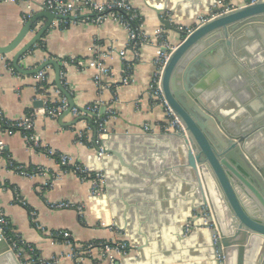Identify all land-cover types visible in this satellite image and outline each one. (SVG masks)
Masks as SVG:
<instances>
[{"label": "crops", "instance_id": "crops-1", "mask_svg": "<svg viewBox=\"0 0 264 264\" xmlns=\"http://www.w3.org/2000/svg\"><path fill=\"white\" fill-rule=\"evenodd\" d=\"M33 1L29 18L25 3L0 2V46L10 44L33 16L45 11L41 7L45 0ZM127 1L140 13L147 37L136 48L129 45L128 29L115 20L63 25L62 19L56 17L41 37L45 48L36 43L20 59L23 69H34L50 59L57 61L64 68L62 83L75 106L97 104L107 121L103 129H96L90 114L75 115L71 111L49 117L38 111L34 132L41 145L39 149H34L22 132L1 130L0 208L24 242L33 245L42 259H56V264H111L109 257L74 258L72 245L54 237L59 231L69 232L77 247L95 241L126 242L130 247L126 253H112L114 264H216L210 263L204 249V234L209 228L198 227L187 233L188 209L199 199L189 193L181 161L174 160L183 139L173 134L178 129L164 128L168 123L166 110L149 97L160 50L155 30L163 26L168 42L176 47L184 33L178 26L196 28L201 17L227 7L236 8L248 0H226L222 6L217 5V0ZM165 7L172 8V12L164 10L161 16L169 18L180 32L161 23L157 9ZM46 23L47 19L40 17L17 48L0 53V111L8 120L22 119L31 109L44 107L46 97L56 102L62 94L56 93L53 65L43 69L49 84L45 93L40 91L42 85L36 74L10 68L16 51ZM252 35L241 39L251 54L247 58L259 61L252 68L256 71L254 76H242L236 71L238 64L225 58L217 61L209 74L217 78H209L206 83L207 90L221 101L223 118L230 125L255 121L256 116L264 119V31L255 30ZM102 65L109 72L97 81L95 77ZM128 68L131 77L125 83ZM37 101L42 105L36 106ZM78 116L83 118L75 120ZM147 125L149 130L145 129ZM103 140L120 157L98 154L96 146L102 147ZM257 141L259 148L264 149V129L257 134ZM45 148L68 154L72 163L92 171L109 172L111 166L102 164V157H107L114 173L109 183L106 176L104 192L94 195L89 181L66 169ZM11 162L40 167L44 172L24 176L11 168ZM65 201L82 206V214L74 208L51 206Z\"/></svg>", "mask_w": 264, "mask_h": 264}, {"label": "water", "instance_id": "water-1", "mask_svg": "<svg viewBox=\"0 0 264 264\" xmlns=\"http://www.w3.org/2000/svg\"><path fill=\"white\" fill-rule=\"evenodd\" d=\"M248 1L212 16L188 35L182 33L183 39L170 54L161 80L166 101L183 126L173 133L183 139L174 160L181 161L180 166L188 177L189 193L199 199L188 209L187 233L198 227L209 228L204 234V249L210 263L216 264H264V156L259 155L262 149L257 142V134L264 129V119L256 116L255 121L225 125L219 112L221 101L207 90L206 84L209 78H217L209 74L217 61L225 58L238 64L236 71L242 76H254L256 71L252 68L259 61L247 58L250 51L241 37L253 36L255 30L264 31V0ZM164 10L172 12V8L157 9L161 23L180 32L169 18L161 16ZM40 17L47 19L46 25L16 51L13 65L19 72L33 74L53 65L56 85L69 102L66 114L75 102L62 83L57 61L46 60L34 69H23L19 61L41 39L54 18L71 19L72 16H58L48 10L36 14L10 44L0 46V53L17 48ZM38 105L42 102L37 101ZM80 118L83 116L75 120ZM105 143L103 140L102 147L96 146L98 154L120 157ZM108 162L107 157H102V164L111 166L109 172L103 170L109 183L114 168ZM0 264H21L4 237L0 238Z\"/></svg>", "mask_w": 264, "mask_h": 264}, {"label": "built area", "instance_id": "built-area-1", "mask_svg": "<svg viewBox=\"0 0 264 264\" xmlns=\"http://www.w3.org/2000/svg\"><path fill=\"white\" fill-rule=\"evenodd\" d=\"M226 0H217V5L222 6ZM256 0H249L248 2H255ZM0 2H23L27 5L28 8V18L32 16V8L34 6L33 0H0ZM41 7L44 10H48L55 15L61 16H72L71 19H62L63 25H67L70 22H94V23H103L108 19L115 20L124 25L130 35V46L136 48L140 43L147 41V37L143 31V21L138 22L137 19H140V14L133 5L127 0H111L106 1L104 3L97 2L95 0H45L41 3ZM233 8L227 7L221 12L216 11L213 15L209 17H201V23L208 21L212 16H216L218 14L229 11ZM141 20V19H140ZM178 28L183 31L185 34H190L195 28L184 27L183 25L178 26ZM155 33L157 35V44L160 47L159 54L155 60L156 69L154 71L148 93L149 97L156 102L161 103L167 113L168 123L164 127L165 129H180L182 128V123L179 118L175 115L171 107L168 105L166 98L163 94L161 80H162V72L164 66L175 49V46L170 44L167 39V34L163 26H159L156 28ZM122 55L125 54V51H121ZM80 65H84L83 62H79ZM10 68L15 72V68L10 65ZM129 69V68H128ZM109 69L105 66H99V71L96 75V80L102 78L103 75L107 74ZM131 77L130 69L127 71L126 76L124 77V82L128 83ZM36 78L39 80V83L47 81L46 74L44 71H40L36 73ZM57 94H61V91L57 88ZM49 98L44 99V107L40 109H33L30 113H28L24 118L11 121L8 120L3 113L0 111V122H3L6 128H2L1 123L0 127L2 130L13 133L15 131H20L26 137L29 144L34 149H39L41 147L38 137L34 132V124L35 119L38 115V111L43 113L49 117H55L69 108L68 99L64 95H60L57 99V105H50ZM75 115L81 114H89L95 113L98 117V127L99 129H103L104 123L107 121V116H102L99 113V106L97 104L89 105L84 108H78L74 106L71 110ZM146 130H149V125L146 126ZM1 131V130H0ZM3 148V145L1 146ZM46 153L50 156L58 158L63 166H72L71 171L77 173L81 179L85 181H89L91 184V190L94 195H100L104 192L105 189V173L101 170L92 171L87 166L82 164H76L71 162V157L68 154L58 153L51 148H45ZM10 166L16 172L24 175V176H33L35 174L44 172L40 167H26L22 164L10 163ZM2 187L0 183V188ZM52 208L60 209V208H74L78 211V213L82 214V206L74 205L70 202H58L52 203ZM33 213V212H32ZM33 215V214H32ZM8 224V218L2 208H0V238L4 237L10 244L11 249L15 252L17 257L20 259L21 264H56V259H42L38 253H36V249L32 246H29L30 252L33 255L24 256L20 251L17 242L10 238L9 240L5 237L4 229ZM189 228V227H188ZM42 230H45L41 227ZM54 237L56 239H60L65 241L66 243L72 245L73 252L72 256L76 259H81L83 256H92L105 258L109 257L111 260V264H114V256L115 254H124L130 248L126 242H110V243H102V244H89L86 246L77 247L72 241V235L67 231H59L54 233Z\"/></svg>", "mask_w": 264, "mask_h": 264}, {"label": "trees", "instance_id": "trees-1", "mask_svg": "<svg viewBox=\"0 0 264 264\" xmlns=\"http://www.w3.org/2000/svg\"><path fill=\"white\" fill-rule=\"evenodd\" d=\"M139 14H140V13H139ZM140 17H141V15H140ZM140 19H141V20H140ZM140 19H137V21H138V22L143 21L142 17H141ZM38 45H39L40 47L45 48L42 39H40V40L37 42V46H38ZM10 65L13 66L12 63H10ZM61 71H62V72L64 71V68H63V67L61 68ZM41 85H42V88H40V91L45 93V92H46V88L48 87L49 84H48L47 82H42ZM41 85H40V86H41ZM57 104H59V103H57V102H50V105H52V106H55V105H57ZM32 110H33V109H31V110L29 111V113H30ZM105 116H106V115H105ZM105 116H104V117H105ZM0 123H1L2 128H6V126L4 125L3 122H0ZM91 124H92V126L95 127L96 129L99 128V127H98V117H97V116H93V117L91 118ZM0 130H2L1 127H0ZM57 159H58V158H57ZM64 167H66V166H64ZM71 168H72L71 165L66 167V169H71ZM4 234H5V237H6L8 240H9L10 238H13V239L17 242V244H18V246H19V249H20V251L23 253L24 256L33 255V253L30 252V250H29V246H32V247H33V245L24 242V241L22 240L21 236H20L18 233H16V232L14 231V229L12 228V225L9 223V221H8V224L5 226ZM9 241H10V240H9ZM102 243H108V242L95 241V244H98V245H99V244H102ZM34 248H35V247H34ZM36 253H38L37 249H36ZM38 255H39V253H38Z\"/></svg>", "mask_w": 264, "mask_h": 264}, {"label": "flooded vegetation", "instance_id": "flooded-vegetation-1", "mask_svg": "<svg viewBox=\"0 0 264 264\" xmlns=\"http://www.w3.org/2000/svg\"><path fill=\"white\" fill-rule=\"evenodd\" d=\"M219 112H221V111H219ZM222 113V112H221ZM222 118H223V115H222ZM223 121H224V124L225 125H227V126H230V124L228 123V122H226L225 120H224V118H223ZM215 123V122H214ZM216 124V123H215ZM218 128V127H217ZM260 133V132H259ZM258 142V141H257ZM262 149V148H261ZM264 149H262L261 151H260V153H259V155L261 156V157H263L264 155Z\"/></svg>", "mask_w": 264, "mask_h": 264}]
</instances>
